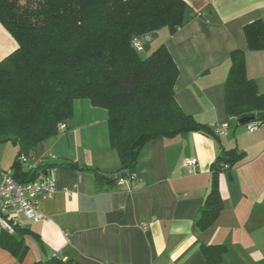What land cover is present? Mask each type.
<instances>
[{
    "label": "crops",
    "instance_id": "crops-1",
    "mask_svg": "<svg viewBox=\"0 0 264 264\" xmlns=\"http://www.w3.org/2000/svg\"><path fill=\"white\" fill-rule=\"evenodd\" d=\"M184 1L186 24L174 34L166 28L157 32L143 43V52L167 46L179 68L178 104L214 127L229 121L225 98L233 51H247V74L264 93V51H249L244 32L247 24L264 20V0ZM17 47L0 22V62ZM229 124L226 137L190 132L147 143L135 180L122 185L117 180L100 192L96 171L116 172L121 161L110 144L107 111L77 101L70 130L40 144L29 158L32 163L53 154L57 159L45 163L77 166L50 172L57 192L38 199L46 219L25 221V256L19 259L0 247V264H36L53 256L78 264H207L203 247L212 244L226 245L222 264H264V124L255 132L236 120ZM17 152L11 142L0 145V176ZM221 157L235 159L220 163L224 210L213 226L201 230L197 218ZM190 159L197 160L195 169L185 166Z\"/></svg>",
    "mask_w": 264,
    "mask_h": 264
},
{
    "label": "trees",
    "instance_id": "trees-1",
    "mask_svg": "<svg viewBox=\"0 0 264 264\" xmlns=\"http://www.w3.org/2000/svg\"><path fill=\"white\" fill-rule=\"evenodd\" d=\"M188 10L184 0H0V22L18 44L0 62V145L18 147L11 167L18 182L77 166L49 162L27 170L18 158H32L40 144L69 131L75 103L81 100L107 111L110 144L121 161L116 172L96 171L100 192L117 180H135L141 150L159 137L190 132L218 137L214 127L178 104L179 68L167 46L161 44L146 57L135 47L148 34L165 28L177 32L186 24ZM244 32L249 51H264V20L247 24ZM246 53H231L226 110L229 121L240 124L255 117L261 126L264 93L247 74ZM234 161L221 157L214 163L212 187L197 218L201 230L213 226L224 210L218 175L225 168L220 163ZM26 232L24 226L12 235L1 230L0 247L22 259L29 248ZM226 251L222 244L203 247L207 264H222ZM36 264L78 263L53 256Z\"/></svg>",
    "mask_w": 264,
    "mask_h": 264
},
{
    "label": "built area",
    "instance_id": "built-area-1",
    "mask_svg": "<svg viewBox=\"0 0 264 264\" xmlns=\"http://www.w3.org/2000/svg\"><path fill=\"white\" fill-rule=\"evenodd\" d=\"M137 51H143V42L139 39L135 41ZM230 121L221 125L214 126L215 133L219 137H226L230 126ZM246 128L250 132L258 131L260 125L257 121L247 123ZM66 125H62L60 129H66ZM57 156L53 154L46 155L38 162H29V158L25 155H20L19 163L27 169H37L47 160H56ZM185 166L196 168L198 166L196 159H190L185 163ZM135 177V175H134ZM125 180L120 179L119 185L124 184ZM57 192V184L50 176V172L40 174L31 182L21 183L15 177L14 168H9L0 176V229L7 231L9 234H15L17 227H23L25 221H42L45 220V215L39 207V197L43 199H51ZM146 229V225H144ZM66 239H70V233L64 234Z\"/></svg>",
    "mask_w": 264,
    "mask_h": 264
},
{
    "label": "water",
    "instance_id": "water-1",
    "mask_svg": "<svg viewBox=\"0 0 264 264\" xmlns=\"http://www.w3.org/2000/svg\"><path fill=\"white\" fill-rule=\"evenodd\" d=\"M154 38H155V35L154 34H148V35H146L145 36V38H144V41L146 42V43H150V42H152L153 40H154ZM263 116H260L259 118H262ZM255 120V117H251V118H248V119H242V120H240V124H245V123H247V122H251V121H254ZM126 175V173H123V177Z\"/></svg>",
    "mask_w": 264,
    "mask_h": 264
},
{
    "label": "rangeland",
    "instance_id": "rangeland-1",
    "mask_svg": "<svg viewBox=\"0 0 264 264\" xmlns=\"http://www.w3.org/2000/svg\"><path fill=\"white\" fill-rule=\"evenodd\" d=\"M31 4L33 5L34 3L31 2ZM146 45H148L149 43L144 42ZM141 56L142 57H146L147 56V52H141ZM64 132H62L61 134H63Z\"/></svg>",
    "mask_w": 264,
    "mask_h": 264
}]
</instances>
